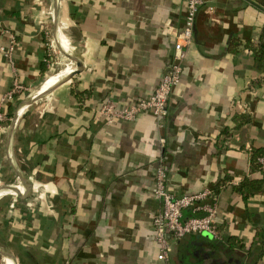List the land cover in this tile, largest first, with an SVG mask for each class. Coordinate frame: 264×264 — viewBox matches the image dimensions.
<instances>
[{
	"label": "crops",
	"instance_id": "0c3cea01",
	"mask_svg": "<svg viewBox=\"0 0 264 264\" xmlns=\"http://www.w3.org/2000/svg\"><path fill=\"white\" fill-rule=\"evenodd\" d=\"M54 6L0 0V45L17 40L15 70L0 56V100L16 77L28 88L7 106L12 118L62 70L46 62ZM184 21V0H59L60 43L83 68L24 110L10 145L11 121L0 125V187L21 194L0 198V250L12 259L0 264H264V192L237 191L263 178L251 160L264 151V0H203L161 123L146 113L107 125L98 113L154 92ZM162 165L176 196L212 191L222 240L169 237L166 262L153 224Z\"/></svg>",
	"mask_w": 264,
	"mask_h": 264
},
{
	"label": "built area",
	"instance_id": "2783aa9c",
	"mask_svg": "<svg viewBox=\"0 0 264 264\" xmlns=\"http://www.w3.org/2000/svg\"><path fill=\"white\" fill-rule=\"evenodd\" d=\"M185 21L181 30L176 31L173 61L163 74L158 87L148 97L139 100L130 106H121L114 100L108 99L100 107L98 113L107 125L117 122H133L143 114H151L161 123L168 114V105L175 88L180 84L184 72L183 64L187 60L188 49L192 45L198 12L203 5V0H184ZM46 62L52 65L57 58L58 47L51 32L48 34ZM17 40L11 36L8 45H0V56L15 70V53ZM28 91L27 86L16 77L10 89L0 100V125L9 123L12 118L7 113V106L19 95ZM3 127V126H2ZM264 169V156L257 159ZM168 170L159 166L155 175L154 196L162 201V210L153 218L156 240L160 251L157 255L159 262H166L171 254L169 237L181 240L190 235L208 234L215 240H221L217 227V205L208 203L212 191L176 196L167 185ZM1 188V187H0ZM1 190V189H0ZM5 192L0 198L7 196ZM190 210L192 215L185 218L184 212Z\"/></svg>",
	"mask_w": 264,
	"mask_h": 264
},
{
	"label": "water",
	"instance_id": "95a60500",
	"mask_svg": "<svg viewBox=\"0 0 264 264\" xmlns=\"http://www.w3.org/2000/svg\"><path fill=\"white\" fill-rule=\"evenodd\" d=\"M58 23H59V0H55L54 13H53V34H54V39H55L56 45H57L60 53L62 55H65V57H66L67 53L64 50V48L62 47L60 40H59L60 32H59V24ZM71 59L72 60H71L70 64L72 66V72L69 76H67L66 78L61 80L59 83L55 84L54 86L47 88L46 90H43L42 88L39 89L35 94L31 95L28 98V100L24 104H22V106H20L18 108V110L15 112L14 117L11 120L9 132H8V137H7V143L9 145L11 144L13 133H14L15 127L17 125V122L19 120V117L24 112V110L26 108H28L29 106H31L32 104H34L36 101L46 97L47 95L51 94L52 92H54L55 90H57L61 86L70 82L74 77H76L82 71L83 65H82L81 61H79L78 58L75 57L74 55L71 56ZM16 172H17V175H18L19 179L21 180L22 184L26 187L27 195H29L31 192V184L25 178H23L21 173H19L18 171H16ZM0 189L7 192L8 195H10L15 201H19L18 196H20L21 194L18 191V189L13 188V187L8 186V185L2 186ZM0 255H2L3 257H5L9 260H12L10 255L5 253L2 250H0ZM9 264H12V263L10 262Z\"/></svg>",
	"mask_w": 264,
	"mask_h": 264
},
{
	"label": "trees",
	"instance_id": "16d2710c",
	"mask_svg": "<svg viewBox=\"0 0 264 264\" xmlns=\"http://www.w3.org/2000/svg\"><path fill=\"white\" fill-rule=\"evenodd\" d=\"M9 117L12 118V113L8 112ZM261 156H264V151L263 150H254L252 154V160H251V167H252V172H262L263 173V178L261 180H247L243 184H240V186L237 188V191L241 194H245L244 190L249 189L247 192H252L253 194H256L258 192H264V169L260 166L258 163L257 159ZM222 241V240H220ZM231 241V240H230ZM233 243V241L231 242ZM230 243V244H231ZM236 243H233L234 245ZM243 248V245H242ZM262 254V253H261ZM263 255V254H262Z\"/></svg>",
	"mask_w": 264,
	"mask_h": 264
},
{
	"label": "bare ground",
	"instance_id": "6f19581e",
	"mask_svg": "<svg viewBox=\"0 0 264 264\" xmlns=\"http://www.w3.org/2000/svg\"><path fill=\"white\" fill-rule=\"evenodd\" d=\"M60 27H63V26H60ZM65 51H68V50H65ZM67 56L70 58V60L69 61H65L64 68L61 71H59L57 74H55L50 81H48L45 85H43V87H42L43 90H46L47 88H50V87L54 86L55 84L59 83L61 80H63L64 78H66L67 76H69L71 74V72H72V66H71L70 62L72 60L71 59V56L72 55H70V54L67 53ZM69 68H71V69H69ZM1 194H3V192H1L0 195Z\"/></svg>",
	"mask_w": 264,
	"mask_h": 264
},
{
	"label": "rangeland",
	"instance_id": "374dc122",
	"mask_svg": "<svg viewBox=\"0 0 264 264\" xmlns=\"http://www.w3.org/2000/svg\"><path fill=\"white\" fill-rule=\"evenodd\" d=\"M61 37L64 38L63 41L67 44V46H70V45L68 44V40H67V38L64 37V35H63V36L61 35ZM70 47H71V46H70ZM70 50H71V48H70ZM71 52H72V50H71ZM57 53H58V55H57V62H58V65H57V67H55V69H56V70H57V69H58V70H61V69L64 68V65H65V61L62 60V58L65 57V55H62V54L60 53L59 50H57ZM70 55H72V54H70ZM65 58H67V59L70 60V58H69L68 56H66ZM52 77H53V76H52Z\"/></svg>",
	"mask_w": 264,
	"mask_h": 264
}]
</instances>
